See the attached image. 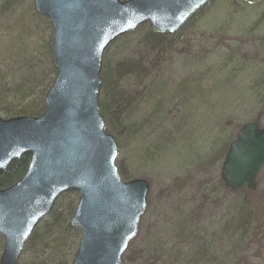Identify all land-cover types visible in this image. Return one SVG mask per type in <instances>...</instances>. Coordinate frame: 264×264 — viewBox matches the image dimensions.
Returning <instances> with one entry per match:
<instances>
[{"label": "rangeland", "instance_id": "rangeland-1", "mask_svg": "<svg viewBox=\"0 0 264 264\" xmlns=\"http://www.w3.org/2000/svg\"><path fill=\"white\" fill-rule=\"evenodd\" d=\"M19 2L27 11L29 5L34 7V0ZM15 16L7 40L0 45L3 50L17 55L26 34L35 35L30 43L41 39L49 48L52 28L44 16L49 28L32 16ZM146 31L144 23L119 37L105 51L102 64L107 71L105 62L115 67L132 56L143 58L141 71L127 77L120 74L116 87L126 93L124 110L129 114L121 124L128 134L109 132L118 144L115 163L120 177L144 178L150 184L138 233L123 253L122 264H264V168L256 189L248 190L251 193L213 191L224 153L239 126L256 117L264 124V2L214 0L188 30L171 36V43L160 52L145 46ZM50 57L52 62V53ZM35 69L34 62L29 70ZM51 77L47 73L45 79ZM9 117L13 116L0 111V118ZM63 195L58 213L67 219L77 194ZM244 202L254 215L241 234L233 232L230 221ZM78 239L69 238L65 264L72 259ZM28 242L18 264L30 258Z\"/></svg>", "mask_w": 264, "mask_h": 264}, {"label": "water", "instance_id": "water-1", "mask_svg": "<svg viewBox=\"0 0 264 264\" xmlns=\"http://www.w3.org/2000/svg\"><path fill=\"white\" fill-rule=\"evenodd\" d=\"M211 0H34L52 26L55 68L38 116L0 118V176L28 154L22 176L0 189V264H16L24 244L57 197L78 201L69 223L81 231L70 264H121L136 236L149 183L123 181L117 144L104 130L98 106L102 58L118 37L148 23L152 33H174ZM256 4L263 0H241ZM264 167V125L242 124L230 141L220 176L225 187L256 188Z\"/></svg>", "mask_w": 264, "mask_h": 264}, {"label": "trees", "instance_id": "trees-1", "mask_svg": "<svg viewBox=\"0 0 264 264\" xmlns=\"http://www.w3.org/2000/svg\"><path fill=\"white\" fill-rule=\"evenodd\" d=\"M19 0H5L0 5V27L2 33H0V45L5 43L10 34L9 24L14 22L15 15L20 16H32L36 20L40 19L49 24L46 19L38 14L34 7L29 5L28 10L25 8V4H19ZM214 2L210 3L201 8L196 12L177 32L174 34H158L146 31L143 35V42L149 50L158 49L160 52L165 46L171 43L173 35L177 36L180 32L188 30L192 23L196 22L199 16L206 11L207 8ZM264 2V1H263ZM18 3V4H17ZM17 5L20 7H17ZM21 11V12H20ZM5 32V34H3ZM127 35V34H126ZM126 35H124L126 37ZM35 35L26 34V41L23 45L17 47L18 54L11 55L10 52L5 51L0 46V111L12 116L18 115H32L38 116L44 109L43 96L48 89L53 77L45 79L46 74L55 73V68L50 61V45L48 43V49L44 48L43 40H36V44L30 43L31 39H34ZM111 46V45H110ZM33 51V53H32ZM39 52L36 55L35 52ZM21 63H18V60ZM143 58L132 56L130 58L123 59L118 62L115 67H108L106 62L104 63L105 71L102 68L101 79L102 86L99 94V110L105 119V130L107 132L116 131V134L120 133V136H126L128 131L121 123H124V119L128 118L129 112L124 110L126 105L123 94L124 91L117 92L120 74L123 77L126 75H133L134 72L139 73L141 70ZM35 62V72L31 73V65ZM106 65V66H105ZM19 69L18 71L16 69ZM138 70V71H137ZM21 71H24L23 73ZM127 77V76H126ZM143 79L147 76L142 77ZM45 79V80H44ZM44 80L43 85L41 84ZM42 85L39 92H34V89ZM122 108V111L119 109ZM254 120L260 123V118L256 117ZM120 142V140H118ZM28 161V155H24L21 158L14 160L8 169L0 176V188H5L16 182L23 174ZM124 175V174H123ZM225 190L223 182L220 176L214 180L213 191ZM243 194L251 193L248 190H243ZM70 193V192H69ZM64 195L61 196V198ZM57 200L52 212L40 222L38 227L32 233L29 238L28 247L30 248L29 260L25 261L24 264H65V246L69 241V238H73L75 241L79 237V230L70 226L68 219L61 218L58 210H61L60 199ZM75 207V205H74ZM73 207V209H74ZM254 215V210L246 205V202L239 205L235 210L230 224L233 232H240L243 234L247 223ZM63 224H65L63 226ZM50 230V231H49ZM33 244V245H31ZM36 244V245H35ZM69 248V247H68ZM27 253V252H26ZM243 259V257L241 258ZM70 262V261H69ZM68 264V263H66Z\"/></svg>", "mask_w": 264, "mask_h": 264}]
</instances>
